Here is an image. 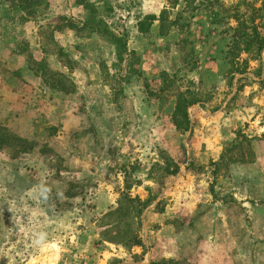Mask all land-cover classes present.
<instances>
[{
    "label": "rangeland",
    "instance_id": "1",
    "mask_svg": "<svg viewBox=\"0 0 264 264\" xmlns=\"http://www.w3.org/2000/svg\"><path fill=\"white\" fill-rule=\"evenodd\" d=\"M0 264H264V0H0Z\"/></svg>",
    "mask_w": 264,
    "mask_h": 264
},
{
    "label": "trees",
    "instance_id": "2",
    "mask_svg": "<svg viewBox=\"0 0 264 264\" xmlns=\"http://www.w3.org/2000/svg\"><path fill=\"white\" fill-rule=\"evenodd\" d=\"M178 115H182V120L183 122H187L188 121V115H187V111H186V104H185V98L180 95L177 101V105H176V109L174 112V121L176 122V126L177 127H181V123H183L182 121L177 120ZM186 128V127H185Z\"/></svg>",
    "mask_w": 264,
    "mask_h": 264
},
{
    "label": "clouds",
    "instance_id": "3",
    "mask_svg": "<svg viewBox=\"0 0 264 264\" xmlns=\"http://www.w3.org/2000/svg\"><path fill=\"white\" fill-rule=\"evenodd\" d=\"M38 192L40 196L46 199L48 193L50 192V189L42 184L39 186ZM45 238H46V233H43V232L37 233L36 240L34 241V243L42 244Z\"/></svg>",
    "mask_w": 264,
    "mask_h": 264
}]
</instances>
